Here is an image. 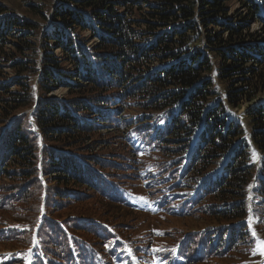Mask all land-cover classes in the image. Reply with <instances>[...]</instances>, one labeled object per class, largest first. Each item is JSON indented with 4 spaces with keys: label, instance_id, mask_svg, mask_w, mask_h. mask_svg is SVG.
I'll list each match as a JSON object with an SVG mask.
<instances>
[{
    "label": "trees",
    "instance_id": "16d2710c",
    "mask_svg": "<svg viewBox=\"0 0 264 264\" xmlns=\"http://www.w3.org/2000/svg\"><path fill=\"white\" fill-rule=\"evenodd\" d=\"M51 1L46 27L0 14V66L13 70H0V242L12 247L0 264H108L136 239L117 243V226L89 200L125 206L130 178L217 225L189 235L187 264H239L254 243L250 209L264 228V155L257 175L243 124L216 94L220 81L235 100L234 73L264 79V30L243 34L253 20L264 24V0ZM234 2L246 12L230 14ZM189 33L206 50L189 46ZM59 87L64 95L53 94ZM249 111L262 149L264 102ZM121 127L130 148L117 161L97 147Z\"/></svg>",
    "mask_w": 264,
    "mask_h": 264
},
{
    "label": "rangeland",
    "instance_id": "374dc122",
    "mask_svg": "<svg viewBox=\"0 0 264 264\" xmlns=\"http://www.w3.org/2000/svg\"><path fill=\"white\" fill-rule=\"evenodd\" d=\"M32 2L33 3L35 2L36 4L39 5L34 7L30 4ZM50 3H52L51 0H0V14L1 15H5L8 13L19 14L24 18L39 22L41 25L46 27L48 25V22L45 19H42L43 17H45L46 9L42 6L43 4L50 5ZM233 11L235 13L238 12L245 13L246 7L234 2L230 14ZM244 27L245 28L243 29L244 30L243 34L252 33L256 35V33L259 34L264 30V24L259 19L253 20L252 23L245 25ZM85 34L88 35L89 31H86ZM191 34L192 33H189L186 36V38L189 36V39L188 38L186 39V41L189 42V46L191 44L197 45L201 47L203 50H206V42L201 38L196 39V37H193V35ZM89 37L91 44L95 45L98 42L97 38H93L91 36ZM56 50L59 51V49ZM208 55L210 56V53H208ZM218 60L219 59L217 58L213 62L217 63ZM2 69L7 70L8 73L13 72V70L10 67L3 68L0 66V70ZM244 75L245 78L243 77ZM244 75L240 73L237 74L234 73L232 75L233 87L241 89V91L237 92L238 95L234 101H230L228 99L227 91L225 90V88L223 87L220 81H218L219 93H217L216 96L218 98L219 104L221 102L223 106H225L227 109L229 108L228 110L231 118L243 124L244 133L239 138L244 139V141L248 143L249 158L251 162L255 163L258 166L256 172L257 175H260L261 169L259 166H260L261 158L264 155V133H262L263 148L261 149L256 145V142L252 138L255 125H254V121L250 117L251 113L249 109L251 107H255L259 103L264 102V79L260 78L258 80L254 76L252 69L250 70L248 69L247 73H245ZM213 76L215 77L214 73ZM66 91L67 90L65 88L59 87L53 91V94L64 95ZM214 103L215 101L213 99H210L208 105L210 104L213 105ZM137 111L139 110L136 108L127 111L125 118L126 119L132 118L129 116H132ZM107 132L108 134L109 133L112 134L113 138L107 139L105 142H103V144L97 147V150H100L98 148H102L104 152L107 151L108 153L113 154L112 156L113 160H117V161L128 160L125 158L126 156L125 153L126 151H128V148H130V146H128L126 142H124L123 139L124 133L122 129L112 131L111 128H109V131ZM128 156L130 157L132 155L128 154ZM131 159L134 161L135 164L137 165L139 164V160L137 159L135 160L134 158ZM254 166L255 165H253V169L256 168ZM147 182L149 181L146 178H140V180L139 178H130L128 180V184H130L127 185L130 187L128 194L132 202H136L139 198V195L135 196L134 194L136 191H139L140 193H147V188L148 187L150 188L149 186L150 184H148ZM191 185H193L192 182H190V186ZM192 188L196 190V187L194 185L192 186ZM249 194L252 195V188L249 189ZM99 199L97 200L91 199L89 200V203L94 202V205L92 206H94L99 211V213L102 212V210H104L105 213L104 217L107 218V220H109L110 222L112 221V223H114L117 226V228L120 231H122L125 235L128 234L133 238H140L145 234H148L146 237L149 236V239H151L152 237H154L151 230H153L155 234H163L162 228H164L167 230V234L164 236V239L162 240L173 242L174 239L176 238L175 236H173L174 234H177L179 232L183 234L187 231L193 232L194 230H197L199 228L202 229L203 227H206V225H208L209 223H212V221L209 220L207 221L204 218L196 219L195 217L192 216H185V217L169 216L164 211L156 212L157 209L155 208L158 207V205L155 206L154 209H152V212H140L133 210L134 208L130 206H121L120 204H116V203H112L111 205L110 204L105 205L106 202ZM210 200L214 201V198L209 197L207 202ZM84 203L85 202L80 200L76 202V205L79 208H82ZM203 216H207V214L206 215L204 214ZM251 218L252 215L250 214L249 222L251 223V229L253 230L256 226L255 225L256 220L254 219L252 221ZM252 232L255 238L251 250L248 253H245L243 251L239 252L237 255L240 256L238 257L237 260L238 262L240 261L242 264H255L256 262L264 264V228H262V230H253ZM154 244L156 246H162L161 240L157 238L154 239ZM11 248L12 247L10 246L9 243L0 242V251ZM132 258L136 260L135 262L136 264H151V261L146 256H133ZM231 260H234V258L221 257L214 259V261L208 263L207 262L200 263V264H225L226 262L228 263V261Z\"/></svg>",
    "mask_w": 264,
    "mask_h": 264
},
{
    "label": "snow or ice",
    "instance_id": "6c2138e0",
    "mask_svg": "<svg viewBox=\"0 0 264 264\" xmlns=\"http://www.w3.org/2000/svg\"><path fill=\"white\" fill-rule=\"evenodd\" d=\"M255 234V233H254Z\"/></svg>",
    "mask_w": 264,
    "mask_h": 264
}]
</instances>
